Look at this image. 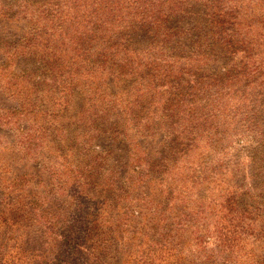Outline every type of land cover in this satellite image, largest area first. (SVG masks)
<instances>
[{
	"label": "rangeland",
	"instance_id": "374dc122",
	"mask_svg": "<svg viewBox=\"0 0 264 264\" xmlns=\"http://www.w3.org/2000/svg\"><path fill=\"white\" fill-rule=\"evenodd\" d=\"M0 264H264V0H0Z\"/></svg>",
	"mask_w": 264,
	"mask_h": 264
}]
</instances>
